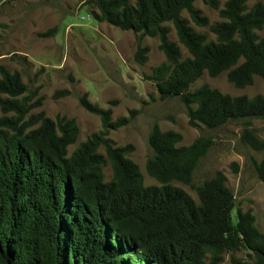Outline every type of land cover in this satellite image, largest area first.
Returning <instances> with one entry per match:
<instances>
[{
  "label": "trees",
  "instance_id": "trees-1",
  "mask_svg": "<svg viewBox=\"0 0 264 264\" xmlns=\"http://www.w3.org/2000/svg\"><path fill=\"white\" fill-rule=\"evenodd\" d=\"M195 1L91 0L96 19L158 37L165 61L146 78L161 99L179 97L190 126L240 124L241 142L261 151L264 142L251 120L264 119V95L233 97L206 85L187 90L204 72L210 77L226 72L238 89L252 85L255 76L264 83V38L257 34L264 26V1L248 8L252 0H226L219 10L222 20L211 25ZM199 1L219 8L218 0ZM183 12L195 26L208 27L214 39L197 32ZM165 23L173 25L187 57L169 40ZM147 52L138 45L134 60L145 63ZM79 104L100 117L102 129L69 153L79 133L76 121L30 114L41 99L31 102L19 72L0 66V264H220L225 253L239 250L250 259L231 258V264H264V234L251 211L236 209L232 216L234 196L222 172L195 187L197 201L173 185L191 186L211 139L178 146L180 133L153 124L145 171L159 185L145 186L128 157L133 146H115L107 138L131 117L112 121L111 109L86 95ZM253 165L264 183V158Z\"/></svg>",
  "mask_w": 264,
  "mask_h": 264
},
{
  "label": "rangeland",
  "instance_id": "rangeland-1",
  "mask_svg": "<svg viewBox=\"0 0 264 264\" xmlns=\"http://www.w3.org/2000/svg\"><path fill=\"white\" fill-rule=\"evenodd\" d=\"M129 1L134 3L135 0ZM225 1L218 0V9L199 0L194 7L211 25L222 20L219 10ZM258 1L264 0L249 1L248 8ZM96 13L91 0H0V66L19 72L31 102L41 99V106L32 109L30 114L42 111L53 120L62 116L74 119L79 133L76 143L68 147L69 153L102 129L100 117L80 106L79 99L83 95L100 108L111 109L112 121L131 117L127 125L110 130L107 138L115 146H133L128 157L139 167L145 186L159 185L145 171L150 154L148 135L153 124L163 132L180 133L182 140L178 146H188L198 137L211 139V146L200 160L191 186L180 182L173 185L197 201L195 187L222 172L234 196L232 216L236 209L251 211L256 228L264 234V183L257 177L253 165L264 158V149L255 151L241 142L242 127L237 123L216 129L190 126L187 108L179 97L161 99L155 84L146 78L165 61L158 37L121 30L96 19ZM182 16L189 20L186 12ZM189 22L208 40L214 39L208 27L200 28ZM164 25L169 30V40L177 44L182 58L187 57V51L177 41L173 25ZM50 30L52 34L44 35ZM257 34L264 38V26ZM138 45L148 47L147 60L143 64L134 60ZM226 74L210 77L204 72L187 91L206 85L233 97L264 95V83L259 77H254L252 85L238 89L228 82ZM62 91L68 94H58ZM251 129L264 142V119L251 120ZM104 174L109 180V166L104 168ZM231 258L250 259L249 252L239 250L225 253L220 264H231Z\"/></svg>",
  "mask_w": 264,
  "mask_h": 264
}]
</instances>
